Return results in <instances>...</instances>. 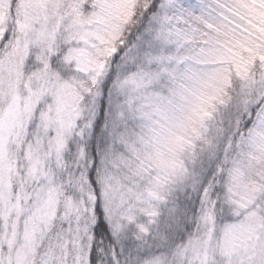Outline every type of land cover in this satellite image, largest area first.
Masks as SVG:
<instances>
[{
	"label": "snow or ice",
	"instance_id": "6c2138e0",
	"mask_svg": "<svg viewBox=\"0 0 264 264\" xmlns=\"http://www.w3.org/2000/svg\"><path fill=\"white\" fill-rule=\"evenodd\" d=\"M0 264H264V0H0Z\"/></svg>",
	"mask_w": 264,
	"mask_h": 264
}]
</instances>
